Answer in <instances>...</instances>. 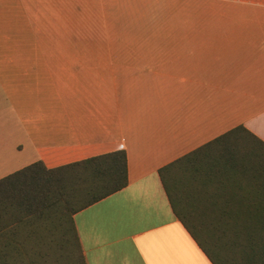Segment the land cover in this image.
Segmentation results:
<instances>
[{
  "label": "crops",
  "instance_id": "obj_1",
  "mask_svg": "<svg viewBox=\"0 0 264 264\" xmlns=\"http://www.w3.org/2000/svg\"><path fill=\"white\" fill-rule=\"evenodd\" d=\"M167 1L199 18L105 39L121 10L107 28L94 0H0V92L36 161L126 154L127 185L73 215L86 264H211L158 172L239 126L264 142V0ZM237 174L191 184L193 204L246 205Z\"/></svg>",
  "mask_w": 264,
  "mask_h": 264
},
{
  "label": "trees",
  "instance_id": "obj_2",
  "mask_svg": "<svg viewBox=\"0 0 264 264\" xmlns=\"http://www.w3.org/2000/svg\"><path fill=\"white\" fill-rule=\"evenodd\" d=\"M222 170L248 186L246 205H194L191 184ZM158 174L211 264H264V142L239 126ZM126 185L123 150L54 168L37 160L0 178V264H86L73 215Z\"/></svg>",
  "mask_w": 264,
  "mask_h": 264
},
{
  "label": "rangeland",
  "instance_id": "obj_3",
  "mask_svg": "<svg viewBox=\"0 0 264 264\" xmlns=\"http://www.w3.org/2000/svg\"><path fill=\"white\" fill-rule=\"evenodd\" d=\"M97 3L99 10L98 17H102L101 10L105 7L106 12L112 15L116 14L117 10H121L119 15V21L117 16L114 19L109 17L111 24L104 21H100L98 24H102L108 28L120 27L125 28L126 31L117 32H102L105 39H131L134 38V32L129 31L131 29V23L141 21L142 25L151 23H181L184 18L194 20L199 18V7L201 5L196 2H184L185 4H179L177 2H169L167 0H111L105 1V4L101 0H94ZM93 3V2H92ZM104 6V7H103ZM84 9V7H80ZM136 14L129 17V14ZM129 17V18H128ZM136 21H133V19ZM122 19L124 22H122ZM107 23V25L105 24ZM119 23V25H117ZM139 26L138 24H136ZM103 26V28H105ZM124 26V27H122ZM116 31V30H115ZM146 34V33H145ZM99 33L94 32L93 36L98 37ZM36 161V153L32 151V148L28 145L27 140L18 124L17 118L14 113L7 106L2 93L0 92V178L7 174L14 172L20 168H23Z\"/></svg>",
  "mask_w": 264,
  "mask_h": 264
}]
</instances>
